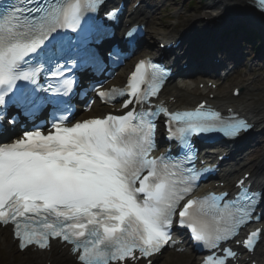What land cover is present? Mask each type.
I'll return each instance as SVG.
<instances>
[{
    "label": "snow or ice",
    "instance_id": "snow-or-ice-1",
    "mask_svg": "<svg viewBox=\"0 0 264 264\" xmlns=\"http://www.w3.org/2000/svg\"><path fill=\"white\" fill-rule=\"evenodd\" d=\"M243 13L264 26V0ZM121 15L107 0H0V225L21 250L56 240L76 264H154L183 229L207 251L201 264H233L231 245L264 244V226L240 236L264 220V187L243 176L235 196L194 195L203 175L195 141L235 140L251 124L206 101L183 111L154 102L169 69L148 59L134 65L126 90L94 89L119 102L120 114L73 122L82 81L140 38L129 28L114 43ZM158 121L167 151L154 156Z\"/></svg>",
    "mask_w": 264,
    "mask_h": 264
},
{
    "label": "bare ground",
    "instance_id": "bare-ground-1",
    "mask_svg": "<svg viewBox=\"0 0 264 264\" xmlns=\"http://www.w3.org/2000/svg\"><path fill=\"white\" fill-rule=\"evenodd\" d=\"M246 5L244 0H212L205 4L202 7V18H206L207 26H209V29H219L220 27H228V30H232L231 27L238 23V22H245L251 26H253L255 29L259 30L261 33H264V26H261L259 22L252 20L251 18L247 17L243 13L244 6ZM231 9L229 12V15L224 20H218V17H220L223 13V10L225 8ZM149 8V2L145 1L143 3L140 10L137 11V19L140 20H147V11L146 9ZM199 22L198 19L191 20V25L193 26ZM236 26V25H235ZM156 36H160V34L155 33ZM153 35V36H155ZM162 37V36H161ZM186 47H189V44H187V41L184 43ZM126 67L119 68L115 80L126 71ZM243 92L247 95H244L243 97L246 98V96L250 98H246L244 100H241L240 97L238 98H232L231 96H227L222 90L217 89L215 90V97L210 102L217 105V106H234L239 112L243 113L247 117L250 118L251 121H254L256 123L255 130L256 132L251 134V137L249 138V141L252 142L254 139H256L259 135L264 134V100H259L258 98H254L253 89L251 86L247 83H243ZM191 86L184 83L183 87H177L173 86L172 91H168L167 94H177L178 95V101L175 103L176 106H191L194 102H196L199 98L203 97L202 90H192L190 88ZM252 93V94H251ZM94 109V108H93ZM93 109L91 110L90 114L93 113ZM248 142V141H247ZM238 148V152L235 154V157L232 161H229L222 167L223 169V177L224 178H231L235 177L237 175V171L239 170V166H243V168H252L253 172V181L255 184L259 185L261 182V178H264V154L259 155L261 156V160H256L258 158V153L262 150L263 144H259L256 148L252 149L250 151V156L254 158L250 161L249 156L247 161L243 156L244 145L238 144L236 146ZM244 150V151H243ZM10 237V235H9ZM3 236H1V240H3ZM11 244H13V247L15 245V242H13L11 239L9 240ZM12 247V246H11ZM189 253V252H187ZM256 256L263 260L264 256V244H261L259 247L258 252L256 253ZM47 257V258H46ZM174 259H179L180 256H174ZM50 259L52 261L51 264H62L63 262H66V264H76L73 260V257L67 254L66 248L64 246L57 247L55 244L52 245L51 249L49 251L44 252H38L36 250H30L26 249L24 251V260L22 261V264H45V260ZM184 264H197V259L194 257L189 256L185 261ZM155 264V263H154ZM156 264H158L156 262Z\"/></svg>",
    "mask_w": 264,
    "mask_h": 264
},
{
    "label": "rangeland",
    "instance_id": "rangeland-1",
    "mask_svg": "<svg viewBox=\"0 0 264 264\" xmlns=\"http://www.w3.org/2000/svg\"><path fill=\"white\" fill-rule=\"evenodd\" d=\"M210 1L212 0H151L153 8L150 10H152L153 13L148 18L149 33L146 36V41L152 46L155 43L152 38L155 33L163 34L167 32V30H176V27L190 24L192 19H199L203 13L202 7ZM246 25L247 26H244L245 30L250 26L248 24ZM193 28L194 29L190 31L189 46L195 45L198 46V48L207 49L211 44H213V46L217 42L219 45L222 44L223 39H221V36L224 34L223 30L227 27L210 30L206 27V24L199 21ZM250 29L256 34V37L264 39V33H261L254 27ZM247 34L246 32L244 34L241 33L233 39V48L241 51L240 54L243 57V62L239 64L238 67H235L234 72L222 80L219 89L228 95L234 83H247L253 89V94H251L254 98L264 100V56L260 59H252L253 55H258L260 53L256 52L251 44L242 41ZM243 96L244 95L241 94V100H244ZM259 144H263V148L258 153V156L264 154V134L259 135L251 142L249 150L256 148ZM249 150L244 152L243 156L246 160H253L254 158H252L250 154L247 155ZM170 255L169 253H164L160 257L158 263L182 264L186 259V256L174 259L173 257H169ZM23 260L24 252L21 253L17 251L13 246L7 248L5 242H0V264H22Z\"/></svg>",
    "mask_w": 264,
    "mask_h": 264
},
{
    "label": "trees",
    "instance_id": "trees-1",
    "mask_svg": "<svg viewBox=\"0 0 264 264\" xmlns=\"http://www.w3.org/2000/svg\"><path fill=\"white\" fill-rule=\"evenodd\" d=\"M249 36H251V37H253V34H251V35H249ZM261 45H263L264 46V42L262 41V40H260V42H259Z\"/></svg>",
    "mask_w": 264,
    "mask_h": 264
},
{
    "label": "water",
    "instance_id": "water-1",
    "mask_svg": "<svg viewBox=\"0 0 264 264\" xmlns=\"http://www.w3.org/2000/svg\"><path fill=\"white\" fill-rule=\"evenodd\" d=\"M247 3H249L250 1L249 0H246Z\"/></svg>",
    "mask_w": 264,
    "mask_h": 264
}]
</instances>
